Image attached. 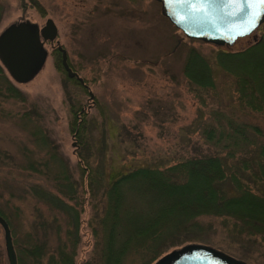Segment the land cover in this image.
Instances as JSON below:
<instances>
[{
	"label": "rangeland",
	"instance_id": "374dc122",
	"mask_svg": "<svg viewBox=\"0 0 264 264\" xmlns=\"http://www.w3.org/2000/svg\"><path fill=\"white\" fill-rule=\"evenodd\" d=\"M46 19L56 28V37L43 42L45 57L31 78L17 82L0 64L18 93L17 98L0 95V211L9 223L17 264H30L17 249L26 234L36 236L50 251L58 242L57 222L59 237L73 230L61 208L37 196L43 188L52 192L49 175L41 174L39 165L25 169L27 160L45 158V149L54 147L57 161L65 163L78 182V242L72 264H98L100 238H94L93 222L101 216L104 197L92 203L84 178L79 181L77 154L86 156L92 167L100 166L103 158L104 186L139 166L163 168L192 157H223L226 150L201 134L217 122L225 126L231 120L257 128L255 143H264V112L239 104L236 69L217 58L218 51H239L262 37L264 22L230 45H217L184 36L162 15L157 0H0V34L11 23L28 21L41 27ZM56 42L83 85L56 67L60 56ZM190 48L209 64L212 86H199L185 74ZM224 130L231 131L227 125ZM250 149L237 147L233 160L248 158ZM248 186L257 194L264 189L260 184ZM197 220L200 227L189 241L167 246L156 259L198 243L246 264H264L260 233L240 231L239 223L229 217L202 215ZM46 258L42 257V264ZM143 261L128 252L119 264ZM0 264H8L1 226Z\"/></svg>",
	"mask_w": 264,
	"mask_h": 264
},
{
	"label": "trees",
	"instance_id": "16d2710c",
	"mask_svg": "<svg viewBox=\"0 0 264 264\" xmlns=\"http://www.w3.org/2000/svg\"><path fill=\"white\" fill-rule=\"evenodd\" d=\"M217 58L236 69L235 88L239 104L250 111L263 113L264 35L242 50L218 51ZM67 64L72 70L68 61ZM56 67L65 72L60 56ZM184 72L199 86L213 84L209 64L192 48L187 52ZM66 77L81 84L74 77ZM0 95L18 97L1 65ZM72 121L75 124V118ZM226 125L231 131L224 130ZM244 128L254 131H242ZM258 132L257 128L233 124L231 120H226L225 126L217 122L216 126H209L201 134L207 142L226 150L223 157L217 154L192 157L163 168L139 166L118 175L104 186L103 158H100V166L92 167L86 156L77 154L79 181L84 178L86 191L94 198L92 203L99 201L97 197H104L101 216L93 222L96 223L94 238H100L98 264H119L128 252L140 255L144 264H149L167 246L189 241L191 233L200 227L197 218L202 215L229 217L239 223L240 231L260 233L264 238V189H259L257 194L248 186V183L254 187L264 185V143L256 144L253 138ZM241 146H249L250 155L248 158L238 157L239 161H235L236 148ZM45 153V158L27 160L25 169L39 165L42 169L38 171L49 175L52 192L43 188L37 196L61 208L70 219L73 230H65L61 238L57 222L58 242L50 251L45 250L44 242L30 233L22 238L17 249L30 264H42L44 255L47 256L46 264H72L75 243L78 242L75 235L79 222L75 205L78 182L71 178L65 163L57 161L54 147L45 149ZM0 216L8 225L1 211ZM17 258L21 259L20 256Z\"/></svg>",
	"mask_w": 264,
	"mask_h": 264
},
{
	"label": "water",
	"instance_id": "95a60500",
	"mask_svg": "<svg viewBox=\"0 0 264 264\" xmlns=\"http://www.w3.org/2000/svg\"><path fill=\"white\" fill-rule=\"evenodd\" d=\"M161 13L188 38H196L217 45L232 44L239 37L250 34L264 22V5L255 0H157ZM56 28L50 19L38 29L28 21L11 23L0 34V64L17 82L31 78L45 57L43 42H52ZM60 60L68 77L82 85L78 74L66 61L65 50L56 42ZM89 97L92 94L88 92ZM4 248L8 264H17L6 221L0 216ZM152 264H246L213 247L188 243L160 256Z\"/></svg>",
	"mask_w": 264,
	"mask_h": 264
},
{
	"label": "snow or ice",
	"instance_id": "6c2138e0",
	"mask_svg": "<svg viewBox=\"0 0 264 264\" xmlns=\"http://www.w3.org/2000/svg\"><path fill=\"white\" fill-rule=\"evenodd\" d=\"M230 3H237L238 0H229ZM255 2L264 5V0H255Z\"/></svg>",
	"mask_w": 264,
	"mask_h": 264
},
{
	"label": "flooded vegetation",
	"instance_id": "af4514ba",
	"mask_svg": "<svg viewBox=\"0 0 264 264\" xmlns=\"http://www.w3.org/2000/svg\"><path fill=\"white\" fill-rule=\"evenodd\" d=\"M38 29H40V27H38ZM56 47V46H55Z\"/></svg>",
	"mask_w": 264,
	"mask_h": 264
}]
</instances>
